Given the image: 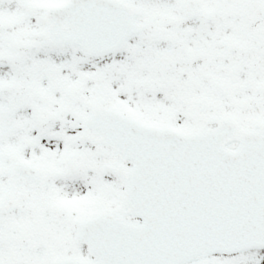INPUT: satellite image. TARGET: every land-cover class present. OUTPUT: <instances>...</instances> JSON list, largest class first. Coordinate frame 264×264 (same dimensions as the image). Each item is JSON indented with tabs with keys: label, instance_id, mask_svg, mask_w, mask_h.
<instances>
[{
	"label": "snow or ice",
	"instance_id": "snow-or-ice-1",
	"mask_svg": "<svg viewBox=\"0 0 264 264\" xmlns=\"http://www.w3.org/2000/svg\"><path fill=\"white\" fill-rule=\"evenodd\" d=\"M0 264H264V0H0Z\"/></svg>",
	"mask_w": 264,
	"mask_h": 264
}]
</instances>
